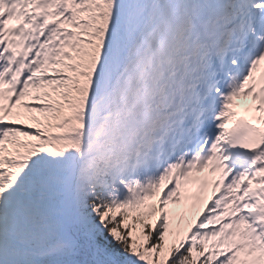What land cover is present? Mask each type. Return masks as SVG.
<instances>
[{
  "label": "snow or ice",
  "instance_id": "snow-or-ice-1",
  "mask_svg": "<svg viewBox=\"0 0 264 264\" xmlns=\"http://www.w3.org/2000/svg\"><path fill=\"white\" fill-rule=\"evenodd\" d=\"M0 264H264V0H0Z\"/></svg>",
  "mask_w": 264,
  "mask_h": 264
}]
</instances>
